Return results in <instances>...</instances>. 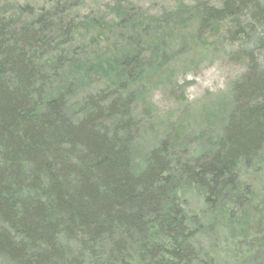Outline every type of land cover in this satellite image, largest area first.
I'll return each mask as SVG.
<instances>
[{"label":"trees","instance_id":"trees-1","mask_svg":"<svg viewBox=\"0 0 264 264\" xmlns=\"http://www.w3.org/2000/svg\"><path fill=\"white\" fill-rule=\"evenodd\" d=\"M50 1L13 14L0 7V264H196L182 190L195 187L215 211L228 199L232 206L220 212L237 225L251 201L238 168L264 155V0L196 7L199 33L229 20L247 31L230 55L245 73L212 150L186 160L163 142L141 165L130 88L156 75L133 43L149 24L128 2L112 3L116 20L108 21L85 12L73 18L79 2ZM175 20L168 30L182 23ZM88 26L97 40L117 29L119 41L140 49L122 48L110 70L93 67L109 81L72 103L79 71L93 62L90 43L74 38Z\"/></svg>","mask_w":264,"mask_h":264},{"label":"rangeland","instance_id":"rangeland-1","mask_svg":"<svg viewBox=\"0 0 264 264\" xmlns=\"http://www.w3.org/2000/svg\"><path fill=\"white\" fill-rule=\"evenodd\" d=\"M69 1L81 4L80 7L71 8L69 14L73 18L85 12L87 15L93 13L91 18L96 14L98 19L104 17L108 21L116 20L112 19L116 16L114 3L128 2L132 7L131 15H138L144 23L149 24L133 40V43L141 45L145 69L150 72L154 70L156 74L141 87L130 85L135 96L133 122L141 123L135 148L136 163L141 165L149 152L163 142L172 146L171 153L186 160L197 159L204 152L212 150L220 138L224 116L233 106L234 86L245 73L243 67L230 62V55L247 34L233 20L223 23L215 33L197 32L192 18L196 7L201 2L216 4L219 0ZM49 2L0 0V7L9 4V12L13 14L19 6L29 4L37 8L48 7ZM175 19L182 23L178 24L176 30H168V22H174ZM88 27L85 29L88 32L81 31L74 38L79 43L86 42L85 46L90 43L87 48L91 54L86 57L93 62L84 74L79 71L72 103L94 88H103L105 82L109 81V76H98L93 67L104 64L110 70L108 66L115 65L122 48L132 55L140 49L132 42L119 41L117 29L108 31L104 39L97 40L99 36L96 29ZM88 72H91L90 77ZM131 72L134 73V69ZM238 173L243 186L250 188L251 201L248 209L237 216V225L220 212L226 210L228 205L232 206L228 199L222 200L219 204L222 209L218 207L215 211L206 205L203 195L195 187H184L180 194L189 215L190 227L196 231L193 242L198 252L196 264H264V155L250 168L239 166ZM62 241L76 247L69 241Z\"/></svg>","mask_w":264,"mask_h":264}]
</instances>
